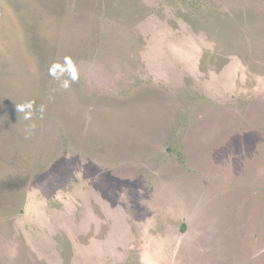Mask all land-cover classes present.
Masks as SVG:
<instances>
[{
  "label": "rangeland",
  "instance_id": "1",
  "mask_svg": "<svg viewBox=\"0 0 264 264\" xmlns=\"http://www.w3.org/2000/svg\"><path fill=\"white\" fill-rule=\"evenodd\" d=\"M188 1L0 0V264H264V0Z\"/></svg>",
  "mask_w": 264,
  "mask_h": 264
},
{
  "label": "clouds",
  "instance_id": "2",
  "mask_svg": "<svg viewBox=\"0 0 264 264\" xmlns=\"http://www.w3.org/2000/svg\"><path fill=\"white\" fill-rule=\"evenodd\" d=\"M48 74L55 80L59 81L60 87L63 89H69L71 84L78 79V70L74 62L70 57H65L64 62H54L48 69ZM16 112L23 114L25 121L33 120V117L39 114V117L43 118L44 106L36 105L35 100L30 99L22 103L15 105ZM36 125L34 123L28 124L25 127L26 138L31 136L35 130Z\"/></svg>",
  "mask_w": 264,
  "mask_h": 264
},
{
  "label": "trees",
  "instance_id": "3",
  "mask_svg": "<svg viewBox=\"0 0 264 264\" xmlns=\"http://www.w3.org/2000/svg\"><path fill=\"white\" fill-rule=\"evenodd\" d=\"M183 1H185V0H183ZM186 1H188V0H186ZM192 1H194V0H189L188 2L191 3Z\"/></svg>",
  "mask_w": 264,
  "mask_h": 264
}]
</instances>
